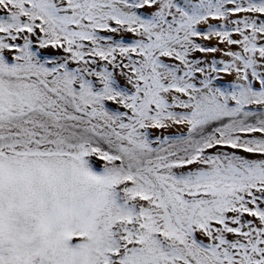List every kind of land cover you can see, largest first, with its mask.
<instances>
[{
    "label": "snow or ice",
    "instance_id": "obj_1",
    "mask_svg": "<svg viewBox=\"0 0 264 264\" xmlns=\"http://www.w3.org/2000/svg\"><path fill=\"white\" fill-rule=\"evenodd\" d=\"M0 264H264V0H0Z\"/></svg>",
    "mask_w": 264,
    "mask_h": 264
}]
</instances>
